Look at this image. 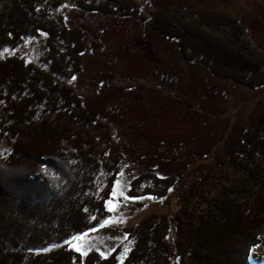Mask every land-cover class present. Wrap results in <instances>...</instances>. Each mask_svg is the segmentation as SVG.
I'll return each instance as SVG.
<instances>
[{"label":"trees","instance_id":"trees-1","mask_svg":"<svg viewBox=\"0 0 264 264\" xmlns=\"http://www.w3.org/2000/svg\"><path fill=\"white\" fill-rule=\"evenodd\" d=\"M65 2L88 13L134 14L128 0H0V239L19 235L17 244L0 248V256H15L7 264H36L40 253L66 247L109 215L105 203L120 153L112 125L84 108L68 84L80 70L86 44L84 33L53 14ZM157 25L169 37L181 36L188 61L249 88L264 87V56L249 48L237 28L222 25L209 33L195 24V31L185 34L173 30L175 22L165 29ZM42 35L34 62L25 55L2 56ZM247 128L240 130L243 149L235 178L221 185L197 182L189 190L196 202L193 215L178 222L184 236L176 253L183 264H222L225 259L250 264L251 249L264 237V127ZM150 177L163 186V178L142 174L131 180L132 188L129 183L128 196H146L138 184ZM244 214L249 220L237 221ZM185 222L193 226L190 238ZM133 228L134 248L122 264H169L164 217L152 214ZM58 250L45 264H120L114 253L92 251L81 261L72 249Z\"/></svg>","mask_w":264,"mask_h":264},{"label":"rangeland","instance_id":"rangeland-1","mask_svg":"<svg viewBox=\"0 0 264 264\" xmlns=\"http://www.w3.org/2000/svg\"><path fill=\"white\" fill-rule=\"evenodd\" d=\"M135 2L138 10L131 8L135 4L132 0L129 3L133 15L88 13L70 2L53 12L65 26L84 33L80 70L68 84L74 87L84 108L96 111L99 118L112 125L120 160L116 182L105 203L109 215L66 247L55 246L40 253L34 259L36 264L55 259L62 252L59 248L72 249L81 255V261L92 251L102 256L114 253L122 264L134 248L130 228L152 214L162 215L168 224V247L164 248L171 250L169 264H173L178 242L184 236L178 222L193 215L196 203L188 196L189 190L197 182H231L243 149L241 128L264 127V87L249 88L220 78L204 64L180 58L175 42L152 29L157 24L165 29L175 22L176 32L192 33L196 24L211 33L226 25L230 30L237 28L249 48L264 56V0H150L152 6L147 0ZM219 20L221 24H217ZM44 39L43 35L28 38L24 45L4 51L2 56L25 55L34 62ZM153 70L173 74L180 86L161 82ZM99 81L111 85L98 88ZM151 81L162 86L138 85ZM97 88L98 94L93 92ZM180 95L185 105H180ZM142 174L163 178V186L156 185L152 177L142 179L138 186L146 196L129 197V183ZM248 220L244 214L237 221ZM187 226L185 237L190 238L193 226ZM18 236L7 234L5 242L0 239V248L17 244ZM21 243L27 245L30 240ZM12 258L15 256L3 253L0 262L7 264ZM248 261L264 264V237L251 249ZM184 262L180 255L178 264ZM228 262L225 259L222 264Z\"/></svg>","mask_w":264,"mask_h":264},{"label":"flooded vegetation","instance_id":"flooded-vegetation-1","mask_svg":"<svg viewBox=\"0 0 264 264\" xmlns=\"http://www.w3.org/2000/svg\"><path fill=\"white\" fill-rule=\"evenodd\" d=\"M132 1L135 3V6L132 5L131 8H132V9L135 8L136 10H138L139 6H137L135 0H132ZM147 2H148L151 6L153 5V4L150 3V0H147ZM128 3H130V0H128ZM174 12H175V11H174ZM178 14L180 15L181 12L179 11ZM149 24H150V23H149ZM152 29L155 30L157 33H159L161 37H163V35H164V36H166V38H168L170 41H174V42H175V49H176V46H178V48H179V49L177 50L178 55L180 56V58L184 56V53H183V51H182V49H181V36H179V37H176V36L169 37V36L163 34V33L161 32V30L158 29V27H157V28L155 27V29H154V28H152ZM183 59L186 60L185 57H183ZM180 71H181V70H179V69L177 68V72L180 73ZM153 73L157 74V76H158V78L161 80V82L169 83V84H171V85L174 86V87H179V86H180V82H179V80H178V77H175L173 74H172V75H168V74H165V73H163V72H160V74H158V71H156V70H153ZM173 80H174V83L172 82ZM161 82H156V81H155V82L153 83V82L151 81V82H147V83H141V84H138V85H141V86H142V85H145V84H146L147 86L154 85V86H157V87H161V86H162ZM108 85H111V83H110L109 81H99L97 87H98V88H101L102 86H108ZM98 88H97V89H94L93 92L96 93V94H98V93H99ZM137 88L139 89L138 86H137ZM139 90H140V89H139ZM143 91H150V89H149V90H144V89H143ZM152 93H154V95L158 96L160 99H163V97H162L158 92H156L155 90H153ZM178 100H179L181 106H182V103L185 102V98L183 99L181 95L179 96V99H178ZM158 102H160V100H158ZM183 105H185V104L183 103ZM181 110H182V109H181ZM179 111H180V110H179ZM180 112H182V111H180ZM176 139H178V138H176Z\"/></svg>","mask_w":264,"mask_h":264},{"label":"water","instance_id":"water-1","mask_svg":"<svg viewBox=\"0 0 264 264\" xmlns=\"http://www.w3.org/2000/svg\"><path fill=\"white\" fill-rule=\"evenodd\" d=\"M179 261H180V256L177 255V256L175 257V259L173 260V264H178Z\"/></svg>","mask_w":264,"mask_h":264},{"label":"snow or ice","instance_id":"snow-or-ice-1","mask_svg":"<svg viewBox=\"0 0 264 264\" xmlns=\"http://www.w3.org/2000/svg\"><path fill=\"white\" fill-rule=\"evenodd\" d=\"M73 79H75V77H73Z\"/></svg>","mask_w":264,"mask_h":264}]
</instances>
